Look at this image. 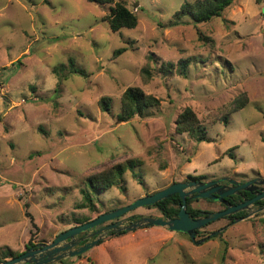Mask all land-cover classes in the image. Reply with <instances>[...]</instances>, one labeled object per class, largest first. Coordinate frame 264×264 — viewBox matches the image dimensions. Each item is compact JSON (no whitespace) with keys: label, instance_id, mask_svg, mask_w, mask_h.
Wrapping results in <instances>:
<instances>
[{"label":"rangeland","instance_id":"1","mask_svg":"<svg viewBox=\"0 0 264 264\" xmlns=\"http://www.w3.org/2000/svg\"><path fill=\"white\" fill-rule=\"evenodd\" d=\"M121 1L138 22L114 33L103 21L109 5L0 0V262L23 253L31 236L33 245L50 244L78 221L189 177L264 180V0H234L201 24L174 17L196 0ZM120 48L126 51L114 57ZM69 60L86 77L71 74ZM128 88L159 103L119 122ZM102 98L109 112L101 111ZM239 98L246 106L231 113ZM185 108L207 141L176 133ZM129 162L117 187L90 192L94 212L82 206L87 179ZM190 207L214 212L219 204L196 199ZM146 216L162 217L151 206L119 220ZM221 228L216 238L191 241L147 227L107 236L57 264H264V216L229 225L220 219L200 231L205 237Z\"/></svg>","mask_w":264,"mask_h":264},{"label":"water","instance_id":"2","mask_svg":"<svg viewBox=\"0 0 264 264\" xmlns=\"http://www.w3.org/2000/svg\"><path fill=\"white\" fill-rule=\"evenodd\" d=\"M254 182L258 183L259 181H251L240 185L230 181L229 183L232 187L220 186L217 181L208 183L187 181L184 183L172 184L155 194L139 198L128 206L98 215V217L83 225L70 228L58 234L50 244H38L21 253L19 256L5 262H0V264H57L65 259L82 255L92 247L98 245L104 238L109 236L110 233H131L139 229L154 226L165 228L171 232L186 234L191 241H195V238L199 235L197 230L221 218L238 213L246 209L252 202L264 198L263 193L237 206H230L224 200L232 194L248 190L249 185ZM174 195H177L180 199V209L175 219L146 216L140 217L134 222L119 220L121 216L130 211L137 208L154 206ZM196 199H207L218 202L224 204L226 209L210 213L201 212L200 218H194L187 212L186 204L187 200ZM115 220L116 222L104 226L92 233H88L83 238H78L80 234L90 232L98 226ZM244 220L245 219H240L235 222L237 223ZM220 232H222V230L209 233L208 236H215ZM83 242L84 244H81Z\"/></svg>","mask_w":264,"mask_h":264},{"label":"trees","instance_id":"3","mask_svg":"<svg viewBox=\"0 0 264 264\" xmlns=\"http://www.w3.org/2000/svg\"><path fill=\"white\" fill-rule=\"evenodd\" d=\"M88 2L98 4V5H109L111 6L110 12L107 16L103 18V21L106 22L109 26V29L116 33L121 29H134L137 26V16L131 10H129L124 2L121 0H87ZM234 0H196L192 3H185L181 9L174 15L175 20H180L181 18L187 16L192 20L194 24H201L210 22L212 19L220 18L223 12L229 8V6L233 3ZM256 4H260L261 0H255ZM178 21L174 24L176 25ZM125 48L117 49L113 52V56L116 57L123 52H125ZM188 61H180L179 63V74L182 76H186V69ZM68 65L70 67L71 74H78L79 76L86 77L85 73L81 70H78L74 67L73 62L69 60ZM55 71V70H54ZM146 74L147 71H144ZM247 99L239 98L234 107L231 109V113L241 110L247 104ZM159 101L150 95H145L142 91L136 88H128L121 97V112L118 115L117 119L119 122H128L134 117H142L144 115L145 110L154 108L158 105ZM99 106L102 112H109L110 110V100L108 98H102L99 102ZM226 121V120H225ZM175 131L177 134H189L196 138L197 142H205V128L201 125V122L195 115V113L190 108H185L176 118L175 120ZM132 163L124 164V166H118L108 169L100 174L91 176L86 181L87 190L82 192L83 200L86 205H82L83 207L87 206L91 211L94 212L92 206V197L90 196V192L97 194L101 191L109 190L112 187H117L119 182L122 180V175L124 174L126 169L132 170ZM190 181L200 182L201 177H189ZM192 200H187V212L192 215V217H199L198 210H194L190 207ZM213 203V202H211ZM157 210L161 213L162 217L166 219H175L177 218V214L180 209V199L177 195L170 197L167 200L161 201L154 205ZM24 208L27 209V206L24 205ZM28 214V213H27ZM29 221L31 227L35 229V224L33 223L30 215ZM98 217V216H97ZM136 217L133 218V220ZM91 221V219H86L82 221L76 222L70 228L83 225L87 222ZM214 223V222H212ZM210 223V224H212ZM208 224V225H210ZM207 225V226H208ZM206 227V226H205ZM67 229V230H68ZM66 231V230H65ZM64 231L59 232L58 234ZM121 233H110L109 236L120 235ZM214 233V232H213ZM186 235V234H185ZM187 236V235H186ZM215 236H203L199 237L202 240H211L216 238ZM32 236L29 238L28 242L24 245V252L27 251L31 247H35L31 243ZM20 254L11 255L12 258L19 256ZM223 260V259H222Z\"/></svg>","mask_w":264,"mask_h":264},{"label":"flooded vegetation","instance_id":"4","mask_svg":"<svg viewBox=\"0 0 264 264\" xmlns=\"http://www.w3.org/2000/svg\"><path fill=\"white\" fill-rule=\"evenodd\" d=\"M254 181H259V182L258 183L254 182L251 185H249L248 190H246V191L243 190V191H240V192H238L236 194H232V195L228 196L227 198L224 199L226 201V203L229 204L230 206H237V205H240V204H242V203H244V202H246L248 200H252V199L256 198L260 194H263L264 193V182H261V181H264V180H254ZM218 184L220 186L232 187V185H230L229 182H226V183L218 182ZM205 200L208 201V202L218 203V202L210 201V200H207V199H205ZM218 204H219V208L217 210H215L214 212L222 211V210L226 209V206L224 204H221V203H218ZM198 211H199L198 212V216L199 217L195 216L194 218H200L201 217L200 216L201 212H205V213L213 212V211H200V210H198ZM263 216H264V198L258 199L256 201L252 202L250 205H248L246 207V209H244V210H242V211H240L238 213H235V214H233L231 216H228V217H225V218H221V219L226 220L227 221V225H229L230 223L231 224L234 223V221H236V220L245 219L244 221H246V220H249V219L261 218ZM113 222H116V221L109 222L108 224H103V225L98 226L97 228L93 229L90 232H85L83 234H80L78 236V238H83L88 233H92V232H94V231H96V230H98V229H100V228H102L104 226H107V225H109V224H111ZM240 222H242V221H240ZM201 229L197 230V233L199 234L200 237H202V234H203L200 231ZM222 229H224V228H221V230ZM207 234H209V233H206L204 235L207 236ZM199 236H198V238H199ZM202 238H199V239H202ZM81 244H84V242L81 243Z\"/></svg>","mask_w":264,"mask_h":264}]
</instances>
